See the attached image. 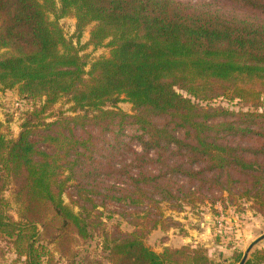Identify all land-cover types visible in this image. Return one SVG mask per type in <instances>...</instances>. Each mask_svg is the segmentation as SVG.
<instances>
[{
    "label": "trees",
    "instance_id": "1",
    "mask_svg": "<svg viewBox=\"0 0 264 264\" xmlns=\"http://www.w3.org/2000/svg\"><path fill=\"white\" fill-rule=\"evenodd\" d=\"M88 46L110 54L90 61ZM10 90L32 104L16 138L0 121V239L21 264H78L104 231L99 203L134 228L105 235L108 264L212 263L203 249L145 243L175 226L164 203L226 193L264 215V111L203 105L264 100V0H0V92ZM61 100L71 115L54 117Z\"/></svg>",
    "mask_w": 264,
    "mask_h": 264
},
{
    "label": "rangeland",
    "instance_id": "2",
    "mask_svg": "<svg viewBox=\"0 0 264 264\" xmlns=\"http://www.w3.org/2000/svg\"><path fill=\"white\" fill-rule=\"evenodd\" d=\"M68 39H73L78 43L75 35L76 20L67 17L60 21ZM91 27H88L81 38L79 46H85L90 38ZM107 43V42H106ZM110 49L106 46L95 49L88 46L81 55H88L93 61L100 57H108ZM89 70V67L87 68ZM179 94L187 97V94L176 89ZM192 101L195 102L194 99ZM203 105H213L228 108L234 111H264V100L259 104L245 106L239 100L219 98L215 101L203 102ZM119 108L126 113L133 114V105L122 97L118 104ZM32 110V104L23 101L18 90L0 92V121L4 124V134L8 138H16L20 132V126L28 112ZM71 115V105L61 100L53 110L52 115ZM51 120V119H49ZM10 202L11 214L18 219V205L15 203L11 192L5 193ZM222 198L213 201L182 203V209L172 208L169 204H162V212L175 223L167 231L159 229L150 232L145 243L157 253H161L165 248L203 249L208 255L211 264H240L247 249L255 244L264 235V215H261L252 200L235 199L232 200L226 193ZM65 201L68 198L65 196ZM121 210L113 203H99L95 213L104 223L103 232H96L95 235L80 248V254L76 260L78 264L82 257L90 256V264H108L106 257L108 253L103 249L105 235L113 238L117 232H132L134 228L120 214ZM260 241L256 243L249 254L248 259L257 262V252L261 249ZM241 260L239 261V257ZM85 258V259H86ZM247 259V260H248ZM0 264H21L19 258L12 250L10 244L0 239Z\"/></svg>",
    "mask_w": 264,
    "mask_h": 264
},
{
    "label": "water",
    "instance_id": "3",
    "mask_svg": "<svg viewBox=\"0 0 264 264\" xmlns=\"http://www.w3.org/2000/svg\"><path fill=\"white\" fill-rule=\"evenodd\" d=\"M262 240H264V235L261 236L258 240H256L255 244H256V243H259V242L262 241ZM255 244H252L251 246H249V248L247 249V251H246V253H245V255H244L242 261L240 262V264H245V263H246V261H247V259H248V257H249V254H250V252L252 251V248L254 247Z\"/></svg>",
    "mask_w": 264,
    "mask_h": 264
},
{
    "label": "crops",
    "instance_id": "4",
    "mask_svg": "<svg viewBox=\"0 0 264 264\" xmlns=\"http://www.w3.org/2000/svg\"><path fill=\"white\" fill-rule=\"evenodd\" d=\"M264 241V240H263ZM262 242V241H261ZM261 249H264V242H263V244H261Z\"/></svg>",
    "mask_w": 264,
    "mask_h": 264
}]
</instances>
